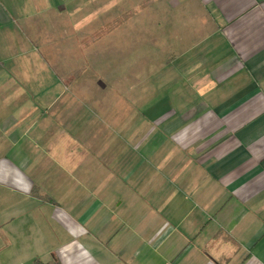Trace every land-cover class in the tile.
Instances as JSON below:
<instances>
[{"label": "crops", "instance_id": "0c3cea01", "mask_svg": "<svg viewBox=\"0 0 264 264\" xmlns=\"http://www.w3.org/2000/svg\"><path fill=\"white\" fill-rule=\"evenodd\" d=\"M0 184L54 264H264V0H0Z\"/></svg>", "mask_w": 264, "mask_h": 264}, {"label": "rangeland", "instance_id": "374dc122", "mask_svg": "<svg viewBox=\"0 0 264 264\" xmlns=\"http://www.w3.org/2000/svg\"><path fill=\"white\" fill-rule=\"evenodd\" d=\"M134 27L138 29V24L127 26L131 34L134 33ZM115 43L109 41L108 48L112 50L111 46ZM120 44L121 67L129 71H133L134 68L138 70V40L122 41ZM45 189L47 195L42 192L39 194L36 189L31 196H24L17 192L12 193L0 184V264H54L50 262L55 259L49 247L65 243L67 240V238L63 240L60 234L55 236L59 227L54 217L56 210L54 204H59V208L71 216L75 212H72L67 201L55 200L53 184H46ZM45 198L49 200H44ZM8 199L9 203L13 200L15 204L14 214L12 212L8 214ZM8 226L14 232H8ZM80 241L85 245L83 239Z\"/></svg>", "mask_w": 264, "mask_h": 264}]
</instances>
